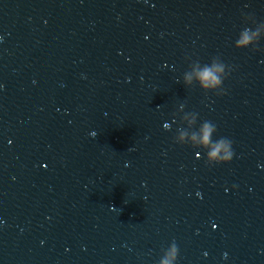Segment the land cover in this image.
Returning <instances> with one entry per match:
<instances>
[{
	"label": "water",
	"instance_id": "obj_1",
	"mask_svg": "<svg viewBox=\"0 0 264 264\" xmlns=\"http://www.w3.org/2000/svg\"><path fill=\"white\" fill-rule=\"evenodd\" d=\"M165 259L264 264V0H0V264Z\"/></svg>",
	"mask_w": 264,
	"mask_h": 264
},
{
	"label": "clouds",
	"instance_id": "obj_2",
	"mask_svg": "<svg viewBox=\"0 0 264 264\" xmlns=\"http://www.w3.org/2000/svg\"><path fill=\"white\" fill-rule=\"evenodd\" d=\"M252 37L248 34V31H245L243 33V38L237 42V46H243L248 44L251 41ZM225 65L221 63H215L213 62L211 66H208L207 64L204 66V68L197 72V78L200 81V86L206 90V91H215L218 87L221 89V92H218L217 94H222V85L223 81L227 76L230 74L227 73L222 78L220 74L224 73ZM192 77L190 75L186 76V80L188 82H191ZM216 129V126L213 125L210 121H205L203 125V137L202 142L205 145H208L210 143L214 144V147L210 153H208L209 158L216 159L217 162H228L232 159L234 153L233 150L229 151V145L225 143L226 140H229L227 138H221L217 142L211 141V133L213 130ZM196 139V136L193 135V140ZM232 143V141H231ZM221 150H224L225 155L223 157H220ZM173 258H175L176 255V248L174 247L172 249V252L170 254ZM162 264H172V261L169 259H165Z\"/></svg>",
	"mask_w": 264,
	"mask_h": 264
}]
</instances>
